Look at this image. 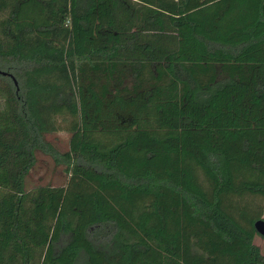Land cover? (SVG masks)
<instances>
[{
  "label": "trees",
  "instance_id": "16d2710c",
  "mask_svg": "<svg viewBox=\"0 0 264 264\" xmlns=\"http://www.w3.org/2000/svg\"><path fill=\"white\" fill-rule=\"evenodd\" d=\"M263 212L264 0H0V264H264Z\"/></svg>",
  "mask_w": 264,
  "mask_h": 264
},
{
  "label": "rangeland",
  "instance_id": "374dc122",
  "mask_svg": "<svg viewBox=\"0 0 264 264\" xmlns=\"http://www.w3.org/2000/svg\"><path fill=\"white\" fill-rule=\"evenodd\" d=\"M55 120L56 129L51 134H47L46 137L62 153L68 150L69 147V128L72 118L63 115ZM67 179L68 176L65 174L63 166L56 165L50 157L37 152L36 163L26 178V190H32L38 186H61L67 182ZM262 218L264 219V212ZM253 242L264 255V237L255 235Z\"/></svg>",
  "mask_w": 264,
  "mask_h": 264
},
{
  "label": "water",
  "instance_id": "95a60500",
  "mask_svg": "<svg viewBox=\"0 0 264 264\" xmlns=\"http://www.w3.org/2000/svg\"><path fill=\"white\" fill-rule=\"evenodd\" d=\"M1 73L5 74L4 72H1ZM254 229L258 235L264 237V219L263 218L258 219L254 222Z\"/></svg>",
  "mask_w": 264,
  "mask_h": 264
}]
</instances>
